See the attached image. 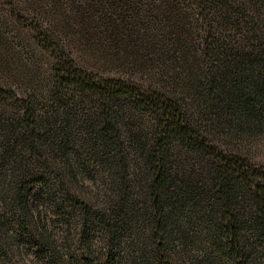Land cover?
<instances>
[{
  "label": "rangeland",
  "instance_id": "rangeland-1",
  "mask_svg": "<svg viewBox=\"0 0 264 264\" xmlns=\"http://www.w3.org/2000/svg\"><path fill=\"white\" fill-rule=\"evenodd\" d=\"M241 52L257 57V66L241 64L246 56ZM63 56L102 78L168 92L223 149L247 158L264 175V103L255 102L250 112L234 105V68L245 75L242 83L250 93L264 86L252 75L264 72V0H208L192 6L185 0H0V185L10 167L4 135L11 125L19 126L28 103L51 130L47 159L57 163L72 187L61 193L53 188L54 178L47 183L29 178L31 211L23 219L28 221L23 227L0 225V264H76L82 249L104 247L103 229L82 225L73 197L91 199L96 209L107 210L119 188L108 175L109 155L90 135L95 109L56 84ZM127 113L123 129L146 133L145 115L133 109ZM176 144L168 203L180 211L171 259L177 264H239L240 259L221 251L226 240L214 230L217 211L202 171L187 149ZM143 170L144 165L131 170L137 174L127 184L132 221L119 235L113 264H146L136 243L141 245L146 231L139 216ZM1 207L0 195V212ZM238 209L241 215L251 210L247 188L238 194ZM248 233L253 251L241 263L264 264V240ZM97 254L103 261V253Z\"/></svg>",
  "mask_w": 264,
  "mask_h": 264
},
{
  "label": "trees",
  "instance_id": "trees-1",
  "mask_svg": "<svg viewBox=\"0 0 264 264\" xmlns=\"http://www.w3.org/2000/svg\"><path fill=\"white\" fill-rule=\"evenodd\" d=\"M185 1L192 6L208 0ZM207 53H210L208 49ZM242 54L246 56L241 64L250 63L256 67L259 63L257 57L246 52ZM61 60L55 73L56 84L58 88H68L81 95L95 109L96 121L90 135L95 144L96 140L101 141L102 151L109 155L108 175L113 185L119 188L113 193L107 210L96 209L91 199L73 197L81 211L82 225L93 223L103 229L105 235L101 251L82 249L83 253L74 259L76 264H113L121 243L119 235L129 229V221H132L127 212V184L131 177L137 176L132 175L131 170L139 165L145 168L144 207L139 216L144 219L146 231L141 245L136 242L138 252L146 264H177L171 254L180 209L168 203L171 197L168 188L175 181L172 166L173 157L177 155L175 149L179 146L176 142L194 157L204 175L214 211H217L214 230L217 229L226 240L221 251L229 258L234 256L241 262L249 261L253 246L248 232L264 240V175L257 174L247 158L223 149L188 107L168 92L123 79L102 78L77 68L66 56ZM235 69L234 105L250 112L255 102L264 103V86L258 85L250 93L242 83L245 75ZM252 75L256 81L264 80V72ZM127 109L145 115L146 133L139 135L138 131L123 129ZM18 119L19 126L11 125L3 139L10 167L4 184L0 185L1 226L15 222L23 227L28 221L23 219L31 211L29 178L44 183L48 178H54L53 188H59L61 193L67 194L72 188L57 163L46 157L51 130L46 128L43 117L31 104L24 103ZM101 161L98 163L102 165ZM69 173L72 174L73 170ZM242 187L248 189L251 201L248 215H241L238 209V194ZM48 191L52 196V187ZM220 210L221 213L217 214ZM243 217L246 221L242 220ZM243 224H247L246 228L242 227ZM85 236L88 235L84 233L83 243ZM99 252L103 253L101 262Z\"/></svg>",
  "mask_w": 264,
  "mask_h": 264
}]
</instances>
